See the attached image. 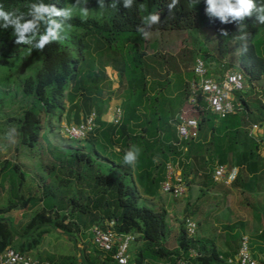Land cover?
<instances>
[{
  "label": "trees",
  "instance_id": "1",
  "mask_svg": "<svg viewBox=\"0 0 264 264\" xmlns=\"http://www.w3.org/2000/svg\"><path fill=\"white\" fill-rule=\"evenodd\" d=\"M33 2L35 0H0V5L6 11L27 12ZM45 2L64 9L73 5L76 0ZM88 2L100 6L98 0ZM170 2L171 0H134L133 6L128 9L124 7V0H117L115 8L111 7L113 0H105L101 17L73 14V18L66 22L62 34L64 38L50 43L43 51L35 54V68L21 84L24 95L32 101L31 107L17 120L21 143L33 149L40 144L45 131L47 139L48 131L55 132L51 123L56 116L60 120L65 113L74 115L78 120L76 124H79L81 114L84 113L86 119L95 111L98 127L93 133L83 140L68 136L74 141L86 140L90 143L87 153L76 152L65 158L67 164L63 165L64 174L73 178V165L77 162L85 163L89 167L95 164L96 159H104L106 163L99 164L93 195L88 194L85 203H81L76 197L67 198V207L52 203L51 198L56 197V193L48 185L44 186L43 196L26 199L21 196L19 203L16 199L18 195L12 189L16 184H23L27 174L19 165H13L15 186H4L1 178L11 169V163L6 161L0 169V254L12 248L15 237L28 241L27 246L17 250L30 253L38 248L50 229L57 231L59 226H64L67 228L65 233H69L70 227L75 226L78 219L94 214L108 221L114 220L115 230L120 235L138 234L143 246L130 264H149L163 259L170 264L181 259L187 260L188 264L221 263L220 253H200L195 261L189 257L194 239L187 236L185 220L178 239L179 248L168 250L164 246L169 232L167 210L139 205L140 197L151 200L158 196L159 186L166 181L168 174L167 164L175 158L181 159L186 181L191 172H196L194 170L198 167L190 160L192 146L200 139L199 137L197 141L188 144L189 152L185 156L173 146L177 135L171 121L182 108L187 107L189 82L194 76L189 81L179 78L174 83L161 82L146 58L149 57L148 49H151L153 56H157V38L152 33L164 35L172 31L214 29L217 33L219 55L226 59L230 45L236 44L241 48L239 63L244 70L242 73L259 81L264 77V46L259 42L264 25L255 16L243 22L223 24L207 14L206 0H200L198 4L197 0H180V4L170 14L167 7ZM257 3H264V0H257ZM141 4L144 5L143 10L140 9ZM152 12L160 14L161 22L152 27L150 37L145 39L137 31V27L141 25L142 17ZM241 23L249 34L246 50L243 48L245 42L238 39ZM222 30L229 35L223 36ZM92 37L102 38L117 56V89H114V83L107 75L104 56H100L98 61L91 53L89 40ZM24 46L16 44L11 29H0V66L8 64V60L14 58ZM224 74L223 72L222 76ZM222 76L213 77L219 79ZM150 77H155V80H150ZM5 81L11 82L9 75ZM245 93L246 91L235 94L234 102L240 103L242 108L226 119H219L203 109H199V113L193 116L202 120L201 131L205 122L208 125L211 146L207 150L213 151L212 161L217 165H228L229 168L237 167L239 176L236 182L241 184L242 191L250 192L254 179L264 171L261 142L252 135L254 127L258 126L253 123H264V100H261L260 95L256 100L250 101V97H254L253 93L251 96ZM117 98L122 101L120 122L116 124L104 121L108 104ZM200 104L204 105L202 101ZM45 119L50 122L48 128L45 126ZM133 146L140 149L134 167L123 163L124 154ZM60 163L54 161L48 167L51 180L58 176ZM205 164L207 165V160ZM63 178L58 179L59 185H74L72 179ZM82 178L79 175L77 179ZM45 197L49 198L47 202L53 204L52 208L43 205L46 204ZM29 207L39 211L26 218L27 224L19 233L13 220L5 215ZM50 260L53 261L51 258ZM69 262L75 264L76 260L71 259ZM93 264L118 263L112 256L104 257L101 254L94 258Z\"/></svg>",
  "mask_w": 264,
  "mask_h": 264
},
{
  "label": "rangeland",
  "instance_id": "2",
  "mask_svg": "<svg viewBox=\"0 0 264 264\" xmlns=\"http://www.w3.org/2000/svg\"><path fill=\"white\" fill-rule=\"evenodd\" d=\"M75 4L76 2L73 3V5ZM81 7L88 9L89 14L87 16L101 17L103 9L100 6H96L93 2L82 4ZM74 15L81 16L78 10L74 12ZM152 35L157 38V56H153L151 49H148L149 57L146 58V61L154 67L156 77L161 82L171 81L174 83L179 78L189 81L194 76L193 69L197 59L205 62L209 72L211 71V76H222L223 72L229 71H244L239 63L241 48L236 44L230 45L229 56L226 59L219 55L217 33L214 29L172 31L166 32L164 35L153 33ZM89 41L90 50L95 59L100 61V56H104L107 75L112 79L114 89H117L119 87V75L115 65L116 54L108 48L102 38L92 37ZM259 42L264 46V30L260 33ZM37 52L38 50L25 45L14 58L8 60V64L0 66V169L6 161L11 163V169L7 170V173L2 176L1 184H4V186H15L12 167L13 165H19L27 174L23 184H16L12 189L14 194L18 195L16 199L19 203H21V196L25 199L43 196L45 185L50 186L56 193V197L51 198L53 204H64L68 207L67 198L70 197H76L81 203H85L87 195H93L92 190L96 182L95 177L98 175L99 164L103 165L106 161L104 159H96L95 164L90 167L85 163L77 162L75 164L74 162L75 176L72 178L64 174L65 168L63 167L67 164L65 158L76 152L87 153V146L90 143L86 140L74 141L68 137L67 128L78 122L74 115L65 113L60 120L56 116L51 123L55 132L48 131V138L46 139L45 131L42 141L33 149L24 146L20 141L18 134L19 123L17 120L32 105L31 99L24 95L21 84L22 80L33 72L34 65H36L35 54ZM8 75L11 78V82L5 81ZM150 80H155V77H150ZM246 81V93L250 96L251 93L254 95V97H250V101L256 100L260 95L261 100H264V96H262L264 95V77L257 81L246 76ZM121 105L122 101L119 98L110 102L106 108L103 120L114 123ZM84 117V113L81 114L79 121L82 122ZM44 123L48 128L50 122L45 119ZM253 124H257L259 128L254 129L252 135L257 141L261 142V151L264 152V123L254 122ZM210 146L211 133L205 122L199 141L192 146L191 158L195 167H199L194 170L200 172V175L198 174L199 176L197 175L196 177V181L205 185L208 190L204 191L201 189L200 198L196 199V202L191 198L185 200L184 202L187 201L185 208L183 207L181 210L178 206L181 198L177 201L170 194L162 193L161 185L158 189V196L155 199L146 200L140 197L139 205L153 209L169 208L170 215L167 219L169 232L165 242V247L168 250H173L179 246L178 237L181 234L182 222L185 218H191L199 223V230H197V234L193 238L194 244L191 247L194 259H198L197 255L202 253L201 247L195 242L200 238H205L204 241L209 239L217 253H221L224 256L234 255V257H237L241 246L240 239L244 235L251 239V241L248 240L249 244L250 242L252 244L250 250L252 249L256 254L253 255L254 258L259 264H264V259L262 260L264 257V234H261L264 231V176L255 181L253 180L254 185L250 192L238 190L239 187L242 188L240 183L238 188H236V184L230 186L223 183L216 184L213 180V171L216 166V163L212 161L214 154L213 151L208 152L207 150ZM57 159L64 161H60V163ZM204 159L207 160V165ZM54 161L60 163V169L58 176L51 180L48 167ZM79 175H82L83 178L77 179ZM63 177L72 179L74 185H59L58 179ZM46 181L49 182L46 183ZM187 182L189 183V179ZM45 198L46 204L44 203L43 205L46 208H52L53 204L47 202L49 198ZM36 211L39 210L30 207L25 211L11 212L5 217L18 222L23 218L26 220L27 217H32ZM23 213L24 216H22ZM25 220L19 226H15L19 233H21L25 222H27ZM107 221L108 219H103L100 215L89 214L78 219L75 226L70 227L69 233H65L64 230L67 228L64 226H59L57 231L50 229L51 233L42 238V242L37 248L38 250L36 249L35 252L29 255L42 261L61 264V260L55 254L58 256L60 254L75 256L77 253L76 243L80 239L81 244L83 243L82 245H87L85 241H88L89 247L93 248L96 253L106 257V254L92 244L93 242L91 243V229L94 226H101ZM226 226L227 229H225ZM82 235L85 238H82ZM134 235L136 241L130 253L132 260L135 258L134 254L137 249L143 246V241L140 240L138 234ZM69 236L72 238H69ZM19 242H23V240L15 237L14 248H19ZM88 246L86 247L88 248ZM206 246L209 247L210 244ZM252 251H250L251 254H253ZM52 255L56 258L53 261L49 258ZM234 257L232 259L236 261ZM87 261L85 260V262ZM75 264H82V261L77 259ZM161 264L170 263L163 259Z\"/></svg>",
  "mask_w": 264,
  "mask_h": 264
},
{
  "label": "built area",
  "instance_id": "3",
  "mask_svg": "<svg viewBox=\"0 0 264 264\" xmlns=\"http://www.w3.org/2000/svg\"><path fill=\"white\" fill-rule=\"evenodd\" d=\"M193 71L194 79L189 82L188 105L186 108H182L171 121L177 135L173 146L183 156L189 152L188 144L197 141L201 135L202 120L193 116V114H198L199 109H203L219 119H226L242 108L240 103L234 102L235 94L247 90L246 76L240 71L226 72L219 80L209 74L205 62L201 59L196 60ZM201 101L204 103L203 106L200 104ZM121 117L122 111L120 110L114 122L118 124ZM97 127V113L94 111L81 123L68 127L67 135L75 140H83L93 133ZM258 128V126L254 127V129ZM167 169L168 174L166 181L162 184V193L170 194L175 199L184 197L186 185L181 159L175 158L170 161L167 164ZM238 176L239 169L236 167L229 168L226 165H218L214 170V179L219 184L233 185ZM184 225L188 238L193 239L198 230L197 222L191 218H186ZM115 229L116 222L114 220H109L101 226H94L91 229L93 244L104 254L112 256L118 264H130L132 261L131 247L135 243L136 237L131 234L120 235ZM250 251L249 240L245 237L242 240L236 264H259ZM0 264L53 263L33 258L14 248H9L0 254ZM175 264H188V261L181 259Z\"/></svg>",
  "mask_w": 264,
  "mask_h": 264
},
{
  "label": "clouds",
  "instance_id": "4",
  "mask_svg": "<svg viewBox=\"0 0 264 264\" xmlns=\"http://www.w3.org/2000/svg\"><path fill=\"white\" fill-rule=\"evenodd\" d=\"M88 0H76L75 5H69L64 9H58L54 5L46 3L45 0H35L28 7L27 12L6 11L0 5V29L12 30L15 42L18 45H29L31 48L43 51V49L53 42L61 41L66 22L73 18L75 11H79L82 17H86L89 11L82 4H87ZM200 0H197V4ZM100 8H105V0H98ZM134 0H124V7L131 8ZM180 4V0H171L167 5L169 13ZM206 12L209 16L217 18L223 24L243 22L247 18L255 16L257 21L264 25V3H257V0H206ZM117 6V0H113L111 7ZM144 9V5H140ZM161 22L160 14L157 12L149 13L142 17L141 25L137 31L148 39L154 25ZM223 36H228L227 31L222 30ZM249 34L245 26L240 24V35L238 39L244 41L243 48L247 49ZM140 149L133 146L126 151L123 156V163L135 166L138 161Z\"/></svg>",
  "mask_w": 264,
  "mask_h": 264
},
{
  "label": "crops",
  "instance_id": "5",
  "mask_svg": "<svg viewBox=\"0 0 264 264\" xmlns=\"http://www.w3.org/2000/svg\"><path fill=\"white\" fill-rule=\"evenodd\" d=\"M120 110H121V108H120ZM261 154H262V157H264V152L262 151L261 152ZM191 162H193V159L191 158V160H190ZM194 163V162H193ZM220 165V164H219ZM218 165L216 164V166H215V168L217 167ZM226 166H228V165H226ZM199 168V167H198ZM197 168V169H198ZM215 168H214V170H215ZM237 168V167H236ZM214 172V171H213ZM200 172H198V171H196V172H192L191 174H190V176H189V183L184 179V181H185V185H186V194H185V196L183 197V198H181V200L179 201L180 203L178 204V206L181 208V210H182V208L184 207L185 208V204H186V202H184L185 200H189V198H191L192 200H196V199H198V198H200V195H201V189L202 190H208V189H206L205 188V185H203V184H201V183H198L197 181H196V177H197V175L199 174ZM200 175V174H199ZM198 175V176H199ZM214 175V174H213ZM261 176H264V171H262L260 174H259V176H258V178H255L254 180H256V179H259ZM256 177V176H255ZM213 180H214V182L216 183V184H219V183H217L216 181H215V179H214V176H213ZM236 184V185H235ZM233 185H235L236 186V188H238V185L240 186V184H239V182H235ZM238 190H241L242 191V188L241 187H239L238 188ZM171 196V195H170ZM196 202V201H195ZM193 204H194V202H193ZM30 208V207H29ZM166 210H167V212H168V216L170 215V210H169V208H165ZM26 210H28V209H26ZM18 211H21V210H18ZM22 211H25V210H22ZM28 212V211H27ZM6 216V215H5ZM22 216H24V213H23V215ZM167 219H168V217H167ZM13 220V219H12ZM25 220V218H23L22 220H20V221H18V222H16V221H14L13 220V223L14 224H16L15 226H19L23 221ZM168 221V220H167ZM183 223V222H182ZM27 223L25 222V225H26ZM198 224V230H199V223H197ZM225 229H227V226L225 227ZM51 232H49L47 235H49ZM261 234H264V231L263 232H261ZM47 235H45V236H47ZM243 235V234H242ZM44 236V237H45ZM65 236H68V235H65ZM227 237V236H226ZM248 238L247 236H242V238L240 239L241 240V242H240V245H241V243H242V240H243V238ZM19 238V237H18ZM70 238V237H69ZM82 238H85V236H83L82 235ZM91 238H92V235H91ZM179 238V237H178ZM204 239L205 238H200V239H198V241L196 240L195 242L196 243H198L199 244V246L201 247V250H202V254L203 255H212L213 253H217V251L214 249V247L211 245V242H210V240L209 239H206L205 241H204ZM249 239V238H248ZM77 240V239H76ZM201 240H203L202 242H201ZM250 241H251V239H249ZM202 243H200V242ZM14 242V241H13ZM42 242V241H41ZM93 241H92V239H91V243H92ZM20 244H19V248L18 249H20L22 246H27L28 245V241L27 240H23V242H19ZM85 243H87V245H82L81 244V241H80V239L79 240H77V243H76V249H77V253L75 254V256H70V255H66V254H60L59 256L58 255H56L55 254V256H57V257H59V259L61 260V264H70V260L71 259H74V260H81L82 261V264H84L85 263V260H88L87 262H86V264H93L94 263V258H96V257H100L101 256V254H98V253H96L95 252V250L93 249V248H91V247H89L88 246V241H85ZM93 244V243H92ZM207 244H210V246L208 247V246H206ZM135 245V243L132 245V247ZM251 242H250V248H251ZM86 246H88V248L86 247ZM164 246H165V244H164ZM131 247V248H132ZM12 248H14V246H13V244H12ZM91 248V249H90ZM141 247H139V249H140ZM179 248V246H177L175 249H178ZM240 248H241V246H240ZM14 249H16L17 250V248H14ZM139 249H137V251H136V253L134 254V255H136L137 254V252H138V250ZM38 250V249H37ZM240 250V249H239ZM36 250H33L32 252H30V253H33V252H35ZM251 251H252V249H251ZM30 253H27L26 255H28V256H30L29 254ZM131 253V252H130ZM238 253H239V251H238ZM238 253H237V257H238ZM252 253H253V255H256L253 251H252ZM25 254V253H24ZM52 254V253H51ZM221 254V253H220ZM54 255V254H53ZM49 256L52 260H55L56 258L54 257V256ZM222 255V254H221ZM106 257H107V255H105ZM198 257L200 256V254L199 255H197ZM230 256V257H229ZM32 257V256H31ZM189 257H191L192 258V260H196V259H194V255H193V253H192V251H190V253H189ZM228 257V258H227ZM232 257H234V255H228V256H224V255H222L221 256V263L220 264H236L237 263V257H234V258H236V261H234L233 259H232ZM70 259V260H69ZM102 259V258H101ZM101 259H99V261H101ZM264 259V257L262 258V260ZM134 260V259H133ZM50 262V261H49ZM52 263V262H51ZM149 264H161V260H159V261H157V262H150Z\"/></svg>",
  "mask_w": 264,
  "mask_h": 264
}]
</instances>
